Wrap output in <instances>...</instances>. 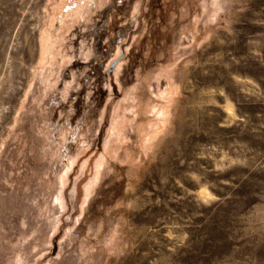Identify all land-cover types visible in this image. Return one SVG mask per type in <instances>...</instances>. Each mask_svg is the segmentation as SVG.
Masks as SVG:
<instances>
[{
  "label": "rangeland",
  "instance_id": "374dc122",
  "mask_svg": "<svg viewBox=\"0 0 264 264\" xmlns=\"http://www.w3.org/2000/svg\"><path fill=\"white\" fill-rule=\"evenodd\" d=\"M0 264H264V0H0Z\"/></svg>",
  "mask_w": 264,
  "mask_h": 264
},
{
  "label": "bare ground",
  "instance_id": "6f19581e",
  "mask_svg": "<svg viewBox=\"0 0 264 264\" xmlns=\"http://www.w3.org/2000/svg\"><path fill=\"white\" fill-rule=\"evenodd\" d=\"M47 40V39H46ZM46 45V43H44V46ZM43 51V50H42ZM45 52H46V50H45ZM44 54V53H43Z\"/></svg>",
  "mask_w": 264,
  "mask_h": 264
}]
</instances>
